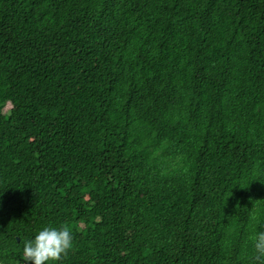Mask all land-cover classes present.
I'll return each instance as SVG.
<instances>
[{
  "label": "trees",
  "instance_id": "1",
  "mask_svg": "<svg viewBox=\"0 0 264 264\" xmlns=\"http://www.w3.org/2000/svg\"><path fill=\"white\" fill-rule=\"evenodd\" d=\"M264 264V0H0V264Z\"/></svg>",
  "mask_w": 264,
  "mask_h": 264
},
{
  "label": "clouds",
  "instance_id": "2",
  "mask_svg": "<svg viewBox=\"0 0 264 264\" xmlns=\"http://www.w3.org/2000/svg\"><path fill=\"white\" fill-rule=\"evenodd\" d=\"M73 234L67 226L45 227L24 246V264H58L73 247ZM258 258L264 257V232L253 239Z\"/></svg>",
  "mask_w": 264,
  "mask_h": 264
}]
</instances>
